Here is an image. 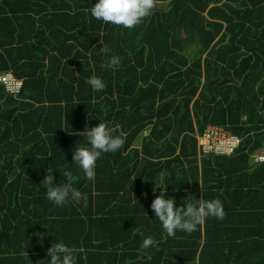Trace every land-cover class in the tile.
<instances>
[{"label":"trees","instance_id":"trees-1","mask_svg":"<svg viewBox=\"0 0 264 264\" xmlns=\"http://www.w3.org/2000/svg\"><path fill=\"white\" fill-rule=\"evenodd\" d=\"M95 2L0 0V71L22 79L15 96L0 83V264H47L56 238L77 264H264V161L252 159L264 146V0H155L132 28L92 18ZM99 119L124 144L86 181L72 151ZM207 125L239 146L199 157ZM49 166L54 182L71 172L86 206L46 199ZM161 182L179 206L218 197L224 218L161 239L150 208ZM149 235L158 243L142 249Z\"/></svg>","mask_w":264,"mask_h":264},{"label":"clouds","instance_id":"clouds-1","mask_svg":"<svg viewBox=\"0 0 264 264\" xmlns=\"http://www.w3.org/2000/svg\"><path fill=\"white\" fill-rule=\"evenodd\" d=\"M154 8L155 0H96L90 9V14L92 18L104 23H110L124 28H132L140 24L144 18L150 16ZM99 50L106 55L109 52L106 47H101ZM120 63L121 58L118 55H108V67L118 68ZM13 76L22 81L21 78L16 77L14 74ZM86 83L95 92H100L106 87L103 80L95 74L89 76ZM20 90L16 93L9 92L8 90L6 91L15 96ZM79 134L86 135V143L84 146L74 148L72 151V163L78 166L86 181H94L97 160L101 158L104 153H114L122 147L124 144L123 133H117L116 129L108 120L99 119L97 125L90 129H87L86 125V130ZM197 149L199 157L201 155H206L201 154L198 147V139ZM53 170L54 169L50 166L45 170V175L38 186L45 189L46 199L55 206H63L69 202L80 204L82 201L86 206L87 195L73 185L71 172L64 171L63 177H65L66 180L54 182ZM167 184L168 183L161 182L159 186L153 188V192L159 189V194L155 195L150 204L154 217L159 221L163 230L161 239L174 237L178 231L192 233L196 231L197 227L202 225L207 218H215L218 220L224 218V206L221 199L218 197L198 199L192 195H186L180 197L183 201V205L179 206L177 205L176 196L166 195ZM157 243L158 241L149 235L142 240L141 248L148 249L149 247H155ZM77 252L78 249L56 238L47 249V253L50 257V259L46 260L47 264H77Z\"/></svg>","mask_w":264,"mask_h":264},{"label":"built area","instance_id":"built-area-1","mask_svg":"<svg viewBox=\"0 0 264 264\" xmlns=\"http://www.w3.org/2000/svg\"><path fill=\"white\" fill-rule=\"evenodd\" d=\"M0 82L6 90L16 93L20 90L22 81L13 76L11 72L0 71ZM198 147L201 154L226 155L232 153L239 145L241 138L221 125H207L197 133ZM255 162L264 161V147L253 154Z\"/></svg>","mask_w":264,"mask_h":264},{"label":"rangeland","instance_id":"rangeland-1","mask_svg":"<svg viewBox=\"0 0 264 264\" xmlns=\"http://www.w3.org/2000/svg\"><path fill=\"white\" fill-rule=\"evenodd\" d=\"M158 5H159V6H164V7H167V6H165V4H164V3H158ZM144 133H146V131H144L142 134H144Z\"/></svg>","mask_w":264,"mask_h":264},{"label":"crops","instance_id":"crops-1","mask_svg":"<svg viewBox=\"0 0 264 264\" xmlns=\"http://www.w3.org/2000/svg\"><path fill=\"white\" fill-rule=\"evenodd\" d=\"M161 3H162V2H161ZM164 4H165V6H167V2H166V1H165V3H164Z\"/></svg>","mask_w":264,"mask_h":264}]
</instances>
